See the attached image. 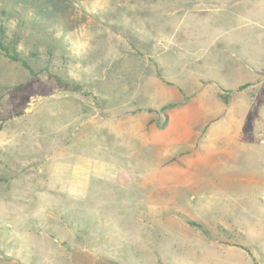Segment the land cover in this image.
<instances>
[{"label":"rangeland","instance_id":"374dc122","mask_svg":"<svg viewBox=\"0 0 264 264\" xmlns=\"http://www.w3.org/2000/svg\"><path fill=\"white\" fill-rule=\"evenodd\" d=\"M0 30L41 54L0 51V264H264V0H0Z\"/></svg>","mask_w":264,"mask_h":264},{"label":"trees","instance_id":"16d2710c","mask_svg":"<svg viewBox=\"0 0 264 264\" xmlns=\"http://www.w3.org/2000/svg\"><path fill=\"white\" fill-rule=\"evenodd\" d=\"M0 51L3 52L4 56L8 60H10L11 62L20 64V66L23 69L27 70L30 74L34 75V71L30 65V59H32V57H36L38 55H41L40 52L36 51L33 53V51L31 50V51H28L27 53H24L22 51H19L17 49V44L14 42V40L12 39V40L7 41V37L5 34H3L2 30H0ZM41 65H43V63H41ZM45 69H46V71L49 69V61H47ZM54 78L60 84H63L65 86H68V87L75 89V90H79V91L81 90L80 86L75 85L72 82H69V81L63 82V80L59 76H54ZM186 223L190 227H193V228H196L199 230L202 229V231H204L200 225H198L192 221L186 220Z\"/></svg>","mask_w":264,"mask_h":264},{"label":"crops","instance_id":"0c3cea01","mask_svg":"<svg viewBox=\"0 0 264 264\" xmlns=\"http://www.w3.org/2000/svg\"><path fill=\"white\" fill-rule=\"evenodd\" d=\"M262 255V254H261Z\"/></svg>","mask_w":264,"mask_h":264}]
</instances>
